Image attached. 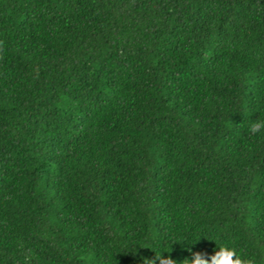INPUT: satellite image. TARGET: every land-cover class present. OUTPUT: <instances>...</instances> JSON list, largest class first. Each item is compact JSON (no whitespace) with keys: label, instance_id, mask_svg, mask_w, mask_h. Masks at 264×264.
<instances>
[{"label":"trees","instance_id":"obj_1","mask_svg":"<svg viewBox=\"0 0 264 264\" xmlns=\"http://www.w3.org/2000/svg\"><path fill=\"white\" fill-rule=\"evenodd\" d=\"M257 118L264 0H0V264H264Z\"/></svg>","mask_w":264,"mask_h":264},{"label":"clouds","instance_id":"obj_2","mask_svg":"<svg viewBox=\"0 0 264 264\" xmlns=\"http://www.w3.org/2000/svg\"><path fill=\"white\" fill-rule=\"evenodd\" d=\"M248 131L252 135L264 133V120L259 118L250 120ZM124 249H132L125 247ZM164 259H170L165 253L162 254ZM155 264H161V259L155 257ZM188 264H259L254 256H249L240 251L238 247L229 242L216 243V247L212 253L194 252L190 259H185ZM146 260L144 261L145 264Z\"/></svg>","mask_w":264,"mask_h":264}]
</instances>
